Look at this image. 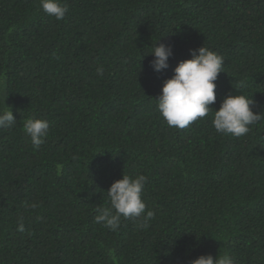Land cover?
Instances as JSON below:
<instances>
[{"label":"trees","instance_id":"16d2710c","mask_svg":"<svg viewBox=\"0 0 264 264\" xmlns=\"http://www.w3.org/2000/svg\"><path fill=\"white\" fill-rule=\"evenodd\" d=\"M61 2L58 21L40 0H0V108L8 94L17 120L0 130V264H190L224 253L264 264V0ZM160 42L173 54L157 73L148 52ZM202 44L224 58L210 107L243 94L261 113L242 137L218 133L212 111L178 129L157 109L164 80ZM29 117L50 124L38 150L23 131ZM122 173L147 177L146 229L94 220Z\"/></svg>","mask_w":264,"mask_h":264},{"label":"clouds","instance_id":"9594fccd","mask_svg":"<svg viewBox=\"0 0 264 264\" xmlns=\"http://www.w3.org/2000/svg\"><path fill=\"white\" fill-rule=\"evenodd\" d=\"M43 11L53 16L56 20H62L68 11V7L61 0H40ZM151 53L153 59L149 62L154 72L160 73L169 67V57L172 56V47L163 42L154 43ZM190 58L180 60L173 68V75L164 80L161 91L155 100L157 109L170 127L185 129L198 119L204 118L213 112L212 124L220 134H230L234 137H242L250 131V126L259 121L261 113L253 110L255 101L252 96L243 94H228L222 99L218 109L213 110L210 105L216 102V83L219 74L224 72V58L210 50L203 44L195 49H189ZM103 74L101 68L97 69ZM241 83L238 90L244 88ZM5 84L0 77V92H4ZM3 96V108H0V130L9 129L16 125L10 105L5 103ZM50 124L46 119L29 117L23 121V131L30 138L34 149H39L49 134ZM147 177L143 174L130 176L123 174L120 179L114 180L107 189L109 198L108 206L96 208L94 220L97 224L117 231L121 219L132 218L140 222L137 227L141 230L149 227V221L155 213L146 211V204L142 199ZM37 207L36 204L31 205ZM17 230L25 231L23 217L18 221ZM190 264H235V260L229 254L199 255L190 261Z\"/></svg>","mask_w":264,"mask_h":264}]
</instances>
